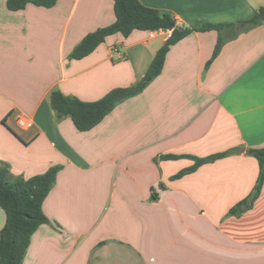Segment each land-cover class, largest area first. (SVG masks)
Wrapping results in <instances>:
<instances>
[{"label":"crops","instance_id":"obj_1","mask_svg":"<svg viewBox=\"0 0 264 264\" xmlns=\"http://www.w3.org/2000/svg\"><path fill=\"white\" fill-rule=\"evenodd\" d=\"M178 26L251 18L264 0H140ZM116 19L113 0L29 3L0 0V165L26 178L59 165L44 200L50 222L33 234L23 264H264V184L242 214L230 209L253 191L264 147V23L239 31L211 59L218 32L194 31L172 45L145 90L79 131L58 117L51 95L92 102L136 84L172 34L118 32L74 59L90 32ZM230 32V31H229ZM33 121L30 128L15 115ZM233 153L171 177L191 158ZM6 221L0 206V231Z\"/></svg>","mask_w":264,"mask_h":264},{"label":"trees","instance_id":"obj_2","mask_svg":"<svg viewBox=\"0 0 264 264\" xmlns=\"http://www.w3.org/2000/svg\"><path fill=\"white\" fill-rule=\"evenodd\" d=\"M115 21L105 27L87 34L75 47L71 57L81 59L92 53L106 37L115 33L128 36L134 30H172V34L156 52L154 59L145 75L134 85L118 87L110 90L99 100L87 102L77 97L67 96L59 91L51 95V103L58 117L70 116L79 131H88L98 125L104 117L120 102L137 96L161 74L166 55L171 46L194 31L218 32V40L213 55L206 65V69L220 53L224 43L234 38L239 31L249 29L264 23V5L254 15L246 20L232 23H203L199 27H180L174 16L161 9L145 6L140 0H113ZM57 0H7L10 10L25 9L29 3L50 8ZM230 31V32H229ZM233 151L221 152L207 157L189 154H164L163 160L191 158L195 162L192 166L180 170L171 177L172 180L195 172L203 164L223 158ZM259 162V174L253 191L233 206L229 214H242L250 208L258 198L264 184V147L248 149ZM61 166L50 167L46 172L31 177L14 175L8 163L0 165V206L6 214V221L0 231V264H23L31 239L36 230L50 220L43 210V203L54 186Z\"/></svg>","mask_w":264,"mask_h":264},{"label":"built area","instance_id":"obj_3","mask_svg":"<svg viewBox=\"0 0 264 264\" xmlns=\"http://www.w3.org/2000/svg\"><path fill=\"white\" fill-rule=\"evenodd\" d=\"M163 29H157V30H150V37H154L157 32L161 31ZM16 123L22 127V128H30L33 125V121L26 118L25 116H22L20 114L15 115Z\"/></svg>","mask_w":264,"mask_h":264}]
</instances>
